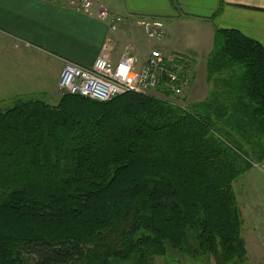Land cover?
Returning <instances> with one entry per match:
<instances>
[{"label": "trees", "instance_id": "16d2710c", "mask_svg": "<svg viewBox=\"0 0 264 264\" xmlns=\"http://www.w3.org/2000/svg\"><path fill=\"white\" fill-rule=\"evenodd\" d=\"M237 68L246 101L231 104ZM207 70L226 75L227 101L213 93L202 111L136 92L0 109V264H154L171 250L243 260V160L211 134L240 108L264 133V46L217 27Z\"/></svg>", "mask_w": 264, "mask_h": 264}, {"label": "crops", "instance_id": "0c3cea01", "mask_svg": "<svg viewBox=\"0 0 264 264\" xmlns=\"http://www.w3.org/2000/svg\"><path fill=\"white\" fill-rule=\"evenodd\" d=\"M79 3L0 0V94L43 92L58 98L66 60L92 66L107 55L117 62L127 49L140 63L160 48L189 55L199 67L214 48L217 27L237 29L264 46V0H93L89 11L78 9ZM101 10L109 16L102 18ZM150 19L164 23L159 38L142 26ZM202 85L199 79L197 90ZM191 92L193 103L197 97Z\"/></svg>", "mask_w": 264, "mask_h": 264}, {"label": "rangeland", "instance_id": "374dc122", "mask_svg": "<svg viewBox=\"0 0 264 264\" xmlns=\"http://www.w3.org/2000/svg\"><path fill=\"white\" fill-rule=\"evenodd\" d=\"M122 8V4H119ZM115 4L116 8H120ZM155 19L144 20L142 26L146 30H154L152 26ZM171 24V21H167ZM150 24V26H148ZM163 30H161V33ZM159 38V36L155 35ZM154 38V37H152ZM145 48L150 49V44H145ZM190 61L192 60L189 55ZM209 58V57H208ZM208 59L199 64V67L195 63L187 62L189 68H186V73L190 76V83L185 91V98L183 99V106H187L190 109L201 110L205 105L204 102L212 101L216 104L213 93L218 94L220 100L224 97V89L222 88L223 79L226 75L214 74L210 77L207 70ZM234 78L232 79V86L237 90V95H228L229 103H233L237 100L246 101V83L243 71L239 68L233 72ZM197 78V81H196ZM204 81V88L197 90L198 80ZM196 81V82H195ZM223 89V90H222ZM191 92L194 99L193 104L188 101V93ZM209 93V96L207 95ZM58 98H53L43 92H29L25 94L9 95L0 94L6 99L0 100V109L6 110L12 107L14 101L18 98H38L45 102L56 105L62 95ZM11 95V94H10ZM216 97V96H215ZM222 101H227L222 100ZM200 103H203L200 105ZM215 106V105H214ZM241 111H235L231 109L228 113L229 117L224 119H230L232 124L228 125L230 134L227 135L225 129L215 127L212 131V137L218 143L227 144L233 147L242 157V165L245 168V173H240L239 177L234 182V192L237 200V206L242 220V237L245 242L247 253L243 260H236L230 263H222L217 257L205 256L198 254L193 257L191 254H183L181 252L171 250L164 256H155L154 264H264V210H263V198H264V133L256 125L250 123V112L244 108H240ZM250 110V109H249ZM245 111V112H242ZM245 124L243 128H240L242 124ZM238 126V127H236ZM129 264V263H128Z\"/></svg>", "mask_w": 264, "mask_h": 264}, {"label": "built area", "instance_id": "2783aa9c", "mask_svg": "<svg viewBox=\"0 0 264 264\" xmlns=\"http://www.w3.org/2000/svg\"><path fill=\"white\" fill-rule=\"evenodd\" d=\"M93 0H80L78 9L89 11ZM102 18L109 16L100 11ZM150 26V24H148ZM151 37L161 36L164 23L153 22ZM147 28V27H146ZM190 59L185 54L152 48L143 63L125 50L117 62L107 55L96 58L92 66H84L66 60L59 77L58 86L62 93H69L107 101L127 92L155 95L182 106L185 91L189 86L190 76L186 73Z\"/></svg>", "mask_w": 264, "mask_h": 264}]
</instances>
